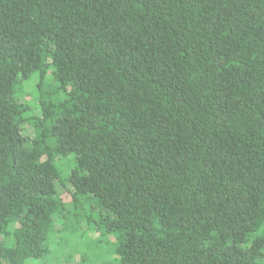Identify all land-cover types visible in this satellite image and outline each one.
Masks as SVG:
<instances>
[{
	"label": "trees",
	"instance_id": "16d2710c",
	"mask_svg": "<svg viewBox=\"0 0 264 264\" xmlns=\"http://www.w3.org/2000/svg\"><path fill=\"white\" fill-rule=\"evenodd\" d=\"M75 253L264 264V0H0V264Z\"/></svg>",
	"mask_w": 264,
	"mask_h": 264
},
{
	"label": "rangeland",
	"instance_id": "374dc122",
	"mask_svg": "<svg viewBox=\"0 0 264 264\" xmlns=\"http://www.w3.org/2000/svg\"><path fill=\"white\" fill-rule=\"evenodd\" d=\"M27 83H24V86L27 87L26 85ZM23 99V98H22ZM72 169V167L70 166L68 168V172ZM80 223L82 224L83 228L86 227V223L84 222V218L80 220ZM85 256V255H82L81 253H75L72 257V259L70 261H66L65 264H84V262L82 261V257ZM48 257V256H47ZM47 257H45L44 259H42L39 263H43L45 262V260L47 259ZM88 260L85 264H94V262L90 259L89 256L86 257ZM39 263H36V264H39ZM48 264H56L55 262H47Z\"/></svg>",
	"mask_w": 264,
	"mask_h": 264
}]
</instances>
